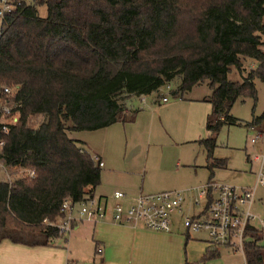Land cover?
Returning <instances> with one entry per match:
<instances>
[{
    "label": "trees",
    "instance_id": "trees-1",
    "mask_svg": "<svg viewBox=\"0 0 264 264\" xmlns=\"http://www.w3.org/2000/svg\"><path fill=\"white\" fill-rule=\"evenodd\" d=\"M185 16L193 29L180 35ZM243 59L257 67L246 71ZM231 68L239 82L228 80ZM255 80L264 86V0H22L0 34V88H17L0 101L21 104L16 124L0 134V161L22 172L0 182V242L48 247L62 237L52 226L62 202L94 198L101 181L98 164L68 133L124 122V96L175 82L172 96L182 98L207 81L208 136L198 143L212 171L224 166L212 159L216 137L237 123L230 110L238 100L256 101ZM39 116L35 128L30 122ZM262 124L264 113L247 126ZM258 234L247 229V264H264ZM218 256L208 252L201 261Z\"/></svg>",
    "mask_w": 264,
    "mask_h": 264
},
{
    "label": "rangeland",
    "instance_id": "rangeland-1",
    "mask_svg": "<svg viewBox=\"0 0 264 264\" xmlns=\"http://www.w3.org/2000/svg\"><path fill=\"white\" fill-rule=\"evenodd\" d=\"M29 3H31V1H29ZM39 14L41 17H44L46 14L45 9H40ZM191 20L192 19L187 16L182 18L179 26L180 35L192 31L193 23ZM242 64L246 71L251 69L254 70L257 67L256 62L250 59H243ZM228 80L232 82H239L241 80L235 68H231L228 74ZM254 86L257 92L256 101L254 102L249 98L238 100L230 110V116L236 119L237 123L233 125H224L216 137V147L213 150L212 159L214 161L224 162V166L214 167L211 169L212 171L208 170L207 152L205 148L198 143V141L206 139L208 136L205 130V123L206 117L211 112V106L202 101L203 98L211 94V88L207 81L195 86L190 92L183 93L182 98H179L178 94H176L175 97L172 96V93L178 90V84L175 82L165 85L156 93L148 96H124L122 103L126 111L125 121L111 128L113 130L117 129L115 141L118 140V146L117 149H109V164L118 170H122L123 173L118 177L108 175L106 177L108 182H106L105 188L110 189L114 186L115 178L117 180L118 178L121 180L127 178L134 183L133 186L140 188L144 181V175H128L124 170L126 169L127 163L138 162L142 164L146 156L149 159V163L152 156L155 157L154 162L159 163L161 171L157 170L162 178L167 176L166 178L171 180V182L177 180V178L182 179L180 178L181 173L175 174V177L171 179V167L178 161L186 165L194 164V167L196 166L194 170L200 171L206 178L211 179V182L223 183L238 188L253 187L255 176L260 167V155L262 149H264L262 141H258L256 144L250 142L256 135L253 129H262L263 124L258 126H247L251 123L253 118L260 117L264 113V86L259 80L254 81ZM140 97H142V100L146 99L145 106L144 103H140V101L136 99ZM162 97H167V104L161 103ZM192 101H194V103H192ZM181 102H185V105H193L190 111H188L187 108L177 106ZM139 108H144V111L147 112L154 109L153 115L158 132L160 133V137L158 138L159 143L156 147H152V145L146 147V143L144 142L145 139L142 134V125H133L132 112L138 113L140 111ZM187 114L190 115L188 117V122L193 119L194 123L191 125V122H189L191 127L188 128V131L181 132L184 127L188 125L187 122L182 121L183 119H187ZM41 122L42 117L39 116L31 119L30 124L37 128ZM131 131L135 132L133 145H130L127 139ZM70 135L73 139L78 140L80 137H95L96 134L92 132H71ZM77 142L80 144L82 143L80 141ZM81 145L83 146V143ZM255 157L258 158L257 161ZM21 174L22 172L19 169H9L0 166V182H12L14 179L19 178ZM151 177L152 172L150 175L149 173L147 174L146 179L148 178L150 180ZM257 194L264 197V191L260 188ZM254 214L262 218V212L260 210H256ZM188 215L192 216V211L188 213ZM258 235L259 239L257 243L260 247H264V241L261 239L260 234ZM194 236L195 235H192L193 238ZM196 236L205 238L204 235ZM66 237L67 235L57 238L56 245L62 246L63 244V246L67 248L68 245L65 243ZM79 239L74 240L76 244L73 242L71 251L77 249L78 243H82ZM202 248L203 244L198 241L189 242L187 251L193 256L191 258L194 259V264H242L241 254H231L226 251H222L221 254L212 261L202 262ZM74 253L75 251H73V254ZM73 256H71V258Z\"/></svg>",
    "mask_w": 264,
    "mask_h": 264
},
{
    "label": "crops",
    "instance_id": "crops-1",
    "mask_svg": "<svg viewBox=\"0 0 264 264\" xmlns=\"http://www.w3.org/2000/svg\"><path fill=\"white\" fill-rule=\"evenodd\" d=\"M136 99L140 103H144V106L146 105V99L142 100V97ZM177 106L187 108L190 111L193 105H185V102H181ZM139 110L132 120L133 125H142V134L146 147L151 145L156 147L159 143L160 133L154 119V109L148 112L144 111V108H139ZM187 115V119L182 121L187 122L188 125L181 132H187L188 128L194 123L192 119L189 121L191 125L189 124L188 117L190 115ZM117 124L119 123L92 131L93 134H96L95 137H80L76 140L71 137V133H68L70 139L82 142L83 149L88 154L97 156L103 163L100 168V185L93 193L94 198L105 201L108 207H111L113 204L111 196L115 191L124 193L129 199L135 198L140 193L153 194L164 191H181L185 198L183 211L172 215L171 230L168 233H164L149 231L141 226L134 227L130 224L115 225L111 222L109 216L102 222L78 221L73 224L71 232L65 239V243L68 245L67 248L63 244L62 246L56 245V240L48 247H31L14 244L8 240L1 241L0 264H194V259L191 258L193 256L187 251L191 241H198L203 244L201 257L209 252L207 234L204 232L197 234L187 233L182 227L184 216L192 211L191 217H194L199 212V209L193 206L192 201L195 193L191 190L212 181L206 178L204 174H201L200 171L194 170L196 168L194 164L186 165L177 161L171 167V179L175 177V174L180 173V178L182 179L177 178V180L171 182V180L166 178L167 176L162 178L158 171L160 170V165L154 162L155 157L152 156L149 163V159L146 156L142 164L130 162L126 164V169L124 170L128 175H144V181L140 188L133 186L134 183L127 178L124 180L115 178V185L110 189L105 188L106 182H108L106 179L108 175L118 177L123 173L122 170H118L109 164V149H117L118 146V140L116 139L117 141H115L117 129H111ZM127 139L130 145H133L135 132H129ZM255 160L257 161V157H255ZM1 163L0 166L6 168ZM151 172V179H146L147 174L149 173L150 175ZM256 210H260L262 217H264V197L257 193L252 206V211L255 212ZM192 235H195L194 238ZM196 235H204L205 238ZM75 239L81 240L82 243H78L77 249L71 251V246ZM73 251H75L74 254ZM218 254L220 255L221 252ZM71 256L73 257L71 258Z\"/></svg>",
    "mask_w": 264,
    "mask_h": 264
},
{
    "label": "built area",
    "instance_id": "built-area-1",
    "mask_svg": "<svg viewBox=\"0 0 264 264\" xmlns=\"http://www.w3.org/2000/svg\"><path fill=\"white\" fill-rule=\"evenodd\" d=\"M22 0H0V34L7 15L11 14ZM27 3L32 0H25ZM17 88L1 87L0 94L7 97L15 96ZM162 103L168 102L167 97L161 98ZM19 101H0V134L6 135L19 117ZM256 135L250 140L252 144L262 141L264 145V124L262 129H253ZM4 141L0 139V149ZM92 161L101 168L103 163L95 155ZM258 160V158H257ZM260 167L256 174L253 187H234L223 183L208 182L194 188L193 206L199 209L194 217L184 216L182 227L187 233L204 232L208 237L209 252L226 251L231 254H241L242 264H247L244 254V243L249 227L259 231L264 241V217L260 218L252 211L253 202L259 188L264 190V149L260 155ZM34 176L33 172L29 173ZM111 199L113 204L100 199H86L74 203L65 199L60 208L62 217L52 226L59 235H68L75 222H102L109 216L115 225L130 224L141 226L146 230L168 233L171 230V217L181 213L184 205V194L181 191H164L153 194L140 193L129 199L124 193L115 191ZM256 225V226H255ZM264 262V258H263Z\"/></svg>",
    "mask_w": 264,
    "mask_h": 264
}]
</instances>
